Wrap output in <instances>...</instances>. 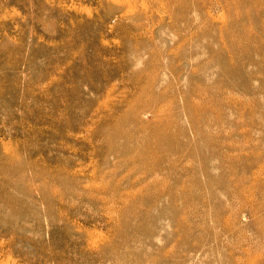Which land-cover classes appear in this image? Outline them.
Instances as JSON below:
<instances>
[{
    "label": "rangeland",
    "instance_id": "1",
    "mask_svg": "<svg viewBox=\"0 0 264 264\" xmlns=\"http://www.w3.org/2000/svg\"><path fill=\"white\" fill-rule=\"evenodd\" d=\"M0 264H264V0H0Z\"/></svg>",
    "mask_w": 264,
    "mask_h": 264
},
{
    "label": "bare ground",
    "instance_id": "2",
    "mask_svg": "<svg viewBox=\"0 0 264 264\" xmlns=\"http://www.w3.org/2000/svg\"><path fill=\"white\" fill-rule=\"evenodd\" d=\"M126 12V11H125ZM127 13V12H126ZM145 86V85H144ZM66 192H68V191H66ZM75 197V196H74ZM93 243V242H92Z\"/></svg>",
    "mask_w": 264,
    "mask_h": 264
}]
</instances>
